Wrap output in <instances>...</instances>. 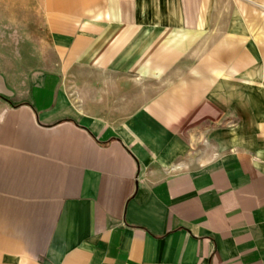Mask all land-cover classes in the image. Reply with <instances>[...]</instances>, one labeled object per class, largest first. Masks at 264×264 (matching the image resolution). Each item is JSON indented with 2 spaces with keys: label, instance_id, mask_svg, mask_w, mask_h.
Listing matches in <instances>:
<instances>
[{
  "label": "crops",
  "instance_id": "obj_1",
  "mask_svg": "<svg viewBox=\"0 0 264 264\" xmlns=\"http://www.w3.org/2000/svg\"><path fill=\"white\" fill-rule=\"evenodd\" d=\"M263 13L0 0V264H264Z\"/></svg>",
  "mask_w": 264,
  "mask_h": 264
},
{
  "label": "rangeland",
  "instance_id": "obj_2",
  "mask_svg": "<svg viewBox=\"0 0 264 264\" xmlns=\"http://www.w3.org/2000/svg\"><path fill=\"white\" fill-rule=\"evenodd\" d=\"M260 24H261V26L257 27V29H259V31H257L255 34V40L257 43L263 45L262 43L264 42V13L260 17ZM257 52H258L257 56H261V57L264 56V48L263 47L260 48ZM258 61L260 62L261 60H258ZM256 69H257L256 75L260 76L262 74V65H257ZM260 69H261V71H260ZM258 83H261V82H258ZM237 122H238V120L236 117H234V118L229 117L228 119L225 118V121H222V123L220 122L221 125H219V126H221V127L222 126L232 127V126L236 125Z\"/></svg>",
  "mask_w": 264,
  "mask_h": 264
}]
</instances>
